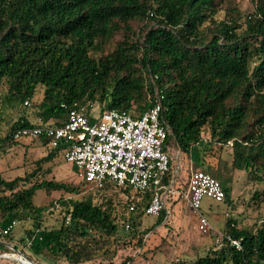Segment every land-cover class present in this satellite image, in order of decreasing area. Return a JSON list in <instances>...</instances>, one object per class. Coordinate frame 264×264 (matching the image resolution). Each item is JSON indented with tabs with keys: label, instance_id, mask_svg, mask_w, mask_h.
Wrapping results in <instances>:
<instances>
[{
	"label": "trees",
	"instance_id": "1",
	"mask_svg": "<svg viewBox=\"0 0 264 264\" xmlns=\"http://www.w3.org/2000/svg\"><path fill=\"white\" fill-rule=\"evenodd\" d=\"M250 2L246 12L237 0H0V95L10 105L32 104L35 112L15 121L1 143L21 140L12 133L38 118L61 125L73 109L93 121L94 105L100 113L118 109L138 117L152 106L157 87L169 150L174 144L203 166L213 145L230 144L234 167L264 180V0ZM111 43L114 49L105 52ZM39 139L49 152L38 168L10 179L0 172V230L34 219L23 238L30 251L72 264L112 261L124 243L141 244L150 230L141 225L151 196L111 181L33 182L42 163L63 152ZM173 167L171 160V178ZM178 174L176 187L185 189L189 179L179 188ZM222 185L227 199L231 188ZM112 186L128 195L120 211L94 195ZM41 189L75 194L60 199L58 227L43 226L47 207L34 201ZM166 215L163 210L155 225ZM11 234L1 237L0 253L12 251ZM177 264H264V221L252 229L228 218L219 248Z\"/></svg>",
	"mask_w": 264,
	"mask_h": 264
},
{
	"label": "rangeland",
	"instance_id": "2",
	"mask_svg": "<svg viewBox=\"0 0 264 264\" xmlns=\"http://www.w3.org/2000/svg\"><path fill=\"white\" fill-rule=\"evenodd\" d=\"M237 1L244 11L253 10L250 0ZM114 46L112 43L109 44L105 52L113 50ZM42 91L40 88L37 93L38 100L42 98ZM3 98L0 95V172L3 177L10 179L19 175L24 176L27 172L38 168L36 161L47 155L49 147H46L40 139L30 138L1 143L2 139L9 134L15 121L24 115L34 116L35 114L32 104L28 107L19 104L10 105L5 103ZM93 113L96 115L100 113L98 105L93 106ZM207 136L208 131L205 132V137ZM170 157L174 170L180 166L179 171L181 172L179 174L175 172L176 175L178 174L179 185H185L191 175V170H205V166L210 164L212 169L207 172L231 188L230 197L225 201H216L206 197L202 208L196 212L180 196L174 200L173 195H169L166 206L170 215L159 225H155L158 216H144L141 229L150 228V230L141 235V244L135 243L136 240L128 245L124 243L118 255L112 260L113 264H122L126 261L127 264H177L183 260H193L207 253L212 247L219 248L222 245L228 218L233 219L237 227L252 229L257 228L264 221V180L252 179L246 170L234 167L233 148L230 144L213 145V150L205 156L203 166L189 161L174 144H170ZM52 179L71 185L82 184V178L78 175L74 165L65 159L64 152H61L54 160L43 162L32 181ZM94 195L99 202L109 199L118 211L122 210V205L128 201V195L115 186L106 191L94 192ZM71 196L75 194L54 189L50 191L41 189L36 193L34 201L38 205L47 207L43 215L44 227H58L61 224L63 207L60 199H67ZM200 213L207 216L211 223L207 231H202L197 226ZM29 228H35L34 219L17 222L8 238V244L17 246V249L23 250L25 255L31 256L30 258L38 264H72L65 260L51 261L41 255H34L26 245V241L23 240L26 236L25 230ZM12 250L15 252L14 249ZM112 261L95 259L81 264H111ZM15 263L0 261V264Z\"/></svg>",
	"mask_w": 264,
	"mask_h": 264
},
{
	"label": "built area",
	"instance_id": "3",
	"mask_svg": "<svg viewBox=\"0 0 264 264\" xmlns=\"http://www.w3.org/2000/svg\"><path fill=\"white\" fill-rule=\"evenodd\" d=\"M163 99L164 95L155 87L152 106L138 117L127 110L113 109L99 113L92 121L82 110L73 109L61 125L38 118L37 123L15 130L12 138H45L52 147L63 146L65 159L77 168L82 179L95 186L111 181L149 194L147 215L159 216L165 210L168 217L166 201L177 189L175 172H179L180 166L174 171L173 178L169 177L171 157L166 141L170 128L161 118ZM179 196L196 212L200 211L206 197L226 200L221 181L202 169L191 170L187 187ZM16 223L13 221L0 230V240ZM197 226L207 231L211 223L200 213ZM232 243L242 248L240 239H232ZM6 244L15 252L0 253V261L27 264L20 249Z\"/></svg>",
	"mask_w": 264,
	"mask_h": 264
},
{
	"label": "crops",
	"instance_id": "4",
	"mask_svg": "<svg viewBox=\"0 0 264 264\" xmlns=\"http://www.w3.org/2000/svg\"><path fill=\"white\" fill-rule=\"evenodd\" d=\"M38 120V119H37ZM32 121L33 122H36V120L35 119H32ZM35 144H37V143H35ZM178 184V183H177ZM180 184V183H179ZM179 186V188L182 186L183 187V185H178ZM177 189H175V191H174V193H172V195H173V197H174V200H177L178 199V196L180 195V191H181V189H178V187H176Z\"/></svg>",
	"mask_w": 264,
	"mask_h": 264
},
{
	"label": "water",
	"instance_id": "5",
	"mask_svg": "<svg viewBox=\"0 0 264 264\" xmlns=\"http://www.w3.org/2000/svg\"><path fill=\"white\" fill-rule=\"evenodd\" d=\"M13 246V245H12ZM22 256L24 257V259H26L27 261L31 262L32 264H38L36 261H34L33 259H31L29 256L25 255L22 253Z\"/></svg>",
	"mask_w": 264,
	"mask_h": 264
},
{
	"label": "bare ground",
	"instance_id": "6",
	"mask_svg": "<svg viewBox=\"0 0 264 264\" xmlns=\"http://www.w3.org/2000/svg\"><path fill=\"white\" fill-rule=\"evenodd\" d=\"M27 264H32L31 262H29V261H25Z\"/></svg>",
	"mask_w": 264,
	"mask_h": 264
}]
</instances>
